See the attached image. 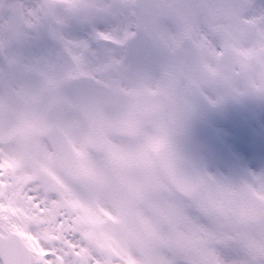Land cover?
<instances>
[{
	"label": "rangeland",
	"instance_id": "rangeland-1",
	"mask_svg": "<svg viewBox=\"0 0 264 264\" xmlns=\"http://www.w3.org/2000/svg\"><path fill=\"white\" fill-rule=\"evenodd\" d=\"M155 1L153 16L142 20L131 0L127 4L125 0H0V225L5 231L23 234L32 244L33 264H93L96 259L100 264L264 262L263 251L251 246L261 250V241L264 247V236H257V228L264 234V168L217 166L201 152L199 139L213 112L234 107L264 111V13L258 10L257 0ZM29 3H33V13L27 8ZM13 4L23 8H17L15 18L9 19ZM67 13L73 20L118 16L117 43L125 31L130 36L136 27H143L154 42L153 58L146 68L151 74L159 67L156 71L161 68L170 76L171 55L181 49L182 37L189 38L182 67L196 72L202 106L192 130L197 136V159L190 157L201 179L197 195L189 199L178 195L154 165L156 145L178 130L175 122L180 121L181 104L176 103L180 95L175 87L174 107L159 132L154 119L149 120L151 126L134 127L132 137L119 144L107 137V148L97 157L84 149L85 137L79 129L66 136L80 155L85 170L82 180L68 184L56 169L50 149L40 138L50 125L47 103L64 86V71H93L88 66L94 57L85 58L91 53L82 49L80 55L51 52L37 60L29 50L41 31L62 21ZM117 49L94 58L97 71L110 70L98 58L114 61L121 55ZM60 58L65 60L63 65ZM153 78L157 76L143 80L147 85L135 78L131 91L153 88L157 84ZM171 83L175 81H166L165 86ZM45 86L49 87L47 96ZM186 124L191 130L193 124L187 120ZM30 126H36L39 136L34 142L37 152H32L37 162L32 165L24 162V138L20 139ZM128 154L131 159H126ZM7 161L11 163L6 165ZM31 175L35 181L28 184ZM50 184L58 187L54 195L46 192ZM60 206L62 210L57 211ZM110 213L117 221H112ZM252 250L258 259L247 256ZM42 254L49 258L40 259Z\"/></svg>",
	"mask_w": 264,
	"mask_h": 264
},
{
	"label": "flooded vegetation",
	"instance_id": "flooded-vegetation-1",
	"mask_svg": "<svg viewBox=\"0 0 264 264\" xmlns=\"http://www.w3.org/2000/svg\"><path fill=\"white\" fill-rule=\"evenodd\" d=\"M174 59H172V72L171 75H167V71H162L158 75L157 84L153 88L149 89H137L135 91H131V86L134 81H137L135 78L139 79L140 81L147 80L148 77H151L147 73H142L140 71L141 68H145L148 66L150 60L144 62V61H137V62H130L126 58H123V55H119L114 61L113 60H104L101 58H98L100 63L102 61L105 62V66H111L113 63L114 65H122L126 69L120 70L118 73L113 72L111 73L110 70H106V72H100L97 71V61L93 58V61L90 63L91 66H88L91 70L83 71L88 72L91 74V76L84 75L82 78V82H78L73 86V93L69 92L67 89V80L64 83V88L59 93L60 97L58 100H63L67 102L70 106V113L59 121L58 124L63 123V129L70 133H75L79 127L82 128L84 132L87 133L89 137V131L88 128L80 116V114L75 109V96L79 97L82 105L84 106H90L93 105V98L99 97L98 92L94 85L100 84L104 86H108L111 89H116L118 91V99L117 102L114 103L109 102L103 105V103L100 106V117L103 127V135L106 137L107 135L111 136L113 138L114 143H117L119 138H129L132 137L134 134V127H149V120L154 119L152 122L153 126L158 130V132L164 127V118L166 114L172 109L174 106L171 103L172 101V95L174 94V87L177 88L178 94L180 95L179 99L176 103L181 104L179 108V114L178 117L180 121H176L178 130L177 132L171 131L169 133V138H166L160 143H163L165 141H168L172 144L174 148L177 149V154L179 157L184 158L188 160L189 163L193 164L191 162V159L187 155L192 154V146L194 147V150L197 149V136L192 130H195V125L193 123L197 122V115L196 112L199 109L198 106V88H197V80H196V73L192 70H186L184 67H182L183 62L186 59L185 55H180L179 51L176 55H171ZM91 59V58H88ZM87 59V60H88ZM122 67V68H123ZM154 79V78H153ZM154 81V80H153ZM171 82L175 81V83H171L170 86H165V82ZM156 83V82H155ZM174 84H181L182 86L176 87ZM124 87H126L124 89ZM149 86H146V88ZM164 91H162V89ZM159 91L162 92L161 94L165 96L167 106L164 111H161L159 113L153 114V115H139L135 112L134 108V98L135 95L140 92H151ZM175 103V104H176ZM92 109V108H87ZM74 116V117H73ZM76 116V117H75ZM70 117H73V120H69ZM76 118V119H75ZM186 120L188 121L190 125L191 130L189 129V125L186 124ZM121 135V137H119ZM177 140H174V137H178ZM29 144V150L31 151V143L32 139L30 138L28 141ZM183 143V144H182ZM188 144H190L188 146ZM179 146V147H178ZM190 148V149H189ZM182 149V150H181ZM32 152V151H31ZM120 152L118 151V154ZM70 181V180H69ZM0 231H1V225H0ZM94 257L98 258L99 254L93 252L91 253ZM93 263H97L96 261H93ZM1 264V263H0Z\"/></svg>",
	"mask_w": 264,
	"mask_h": 264
},
{
	"label": "snow or ice",
	"instance_id": "snow-or-ice-1",
	"mask_svg": "<svg viewBox=\"0 0 264 264\" xmlns=\"http://www.w3.org/2000/svg\"><path fill=\"white\" fill-rule=\"evenodd\" d=\"M258 10L264 13V0H257ZM256 7V5H253ZM23 5L10 7L9 19ZM121 21L118 16H93L86 20L64 18L49 24L35 38L29 54L42 59L46 54L69 52L82 54V49L101 56L117 46ZM203 148L217 166L229 168L242 164L250 169L264 168V111L247 107L226 108L211 113L199 138Z\"/></svg>",
	"mask_w": 264,
	"mask_h": 264
},
{
	"label": "water",
	"instance_id": "water-1",
	"mask_svg": "<svg viewBox=\"0 0 264 264\" xmlns=\"http://www.w3.org/2000/svg\"><path fill=\"white\" fill-rule=\"evenodd\" d=\"M143 2L149 4L148 9H144L141 6L142 4H144ZM136 7L143 16L147 15V13L149 11H152L154 8L153 0H137ZM140 37L144 39L142 42L143 44L146 43V49L147 52H149L152 49L151 42L146 36L145 32L142 30H138V34L132 40L129 49L131 51L142 49L141 44L138 43ZM187 44L188 40L183 39V45L187 46ZM129 56H131V53L129 54ZM54 107H58V105H55ZM51 134L52 141H54L53 137L57 139L58 147L56 146V144H53V146L55 149L56 161L58 166L69 176L78 178L80 174L79 168L77 166L76 159L73 153L67 145L66 140L62 136L61 132H50V130H48L45 134L46 138L49 139ZM101 143L102 138L100 133L93 136L94 147H101ZM160 150H165L166 154L170 156L167 161L168 163L166 165L163 164L162 167L167 173L174 188L185 195H192L193 193H195L199 186L195 171H193V169L189 165L175 159V157L172 156V153L167 145L161 146ZM0 258L3 260V264H30V256L27 247L20 241L19 237L13 233L9 234L6 237L0 236Z\"/></svg>",
	"mask_w": 264,
	"mask_h": 264
}]
</instances>
